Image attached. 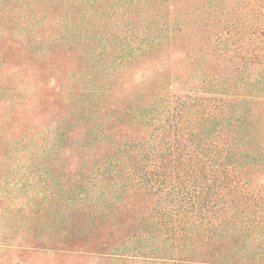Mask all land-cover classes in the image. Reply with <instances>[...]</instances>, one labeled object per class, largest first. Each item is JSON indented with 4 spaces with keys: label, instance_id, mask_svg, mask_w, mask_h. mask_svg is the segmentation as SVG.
Here are the masks:
<instances>
[{
    "label": "trees",
    "instance_id": "16d2710c",
    "mask_svg": "<svg viewBox=\"0 0 264 264\" xmlns=\"http://www.w3.org/2000/svg\"><path fill=\"white\" fill-rule=\"evenodd\" d=\"M38 3L48 14L57 9L56 0ZM257 39L247 44L251 48H236L241 64L234 70L258 69L257 78L233 81L231 57L209 54L214 60L200 65L197 92L177 82L175 89L186 92L169 100L146 99L152 94L131 82L132 69L101 79L81 72L75 84L64 86L58 75L68 63L78 65L83 49L53 47L44 61L23 60L20 43L0 39V70L7 67L34 87L28 108L1 113L4 126L15 131L22 121L53 118V151L71 154L69 161L59 158L58 169L81 207L74 215L75 236L65 243L92 244L93 252L107 257L132 254L146 263L158 259L154 254H182L177 262L161 260L264 264L263 35ZM173 48L171 55L182 51ZM145 54L130 65L138 69L148 59L157 66L162 55ZM64 94L69 109L59 121Z\"/></svg>",
    "mask_w": 264,
    "mask_h": 264
},
{
    "label": "rangeland",
    "instance_id": "374dc122",
    "mask_svg": "<svg viewBox=\"0 0 264 264\" xmlns=\"http://www.w3.org/2000/svg\"><path fill=\"white\" fill-rule=\"evenodd\" d=\"M38 1L0 0V39L20 43L23 60L44 61L53 47L83 49L80 64L68 63L58 75L64 86L75 84L81 72L101 79L132 69L131 82L152 94L146 99L169 100L187 89L196 93L200 65L207 67L214 60L207 59L209 54L224 53L231 57V80L259 75L258 69L253 74L234 71L241 64L235 50L251 48L247 44L260 35L264 40V0H56L57 9L49 14ZM175 44L182 51L171 55ZM156 50L162 54L157 66L148 59L138 69L130 65L142 60L140 53L154 55ZM258 51L262 54L261 48ZM165 60L169 62L161 63ZM161 66L163 71L151 76ZM21 79L7 67L0 70V264H171L161 259L184 258L154 254L158 259L146 263L132 254L128 259L107 257L93 252L98 250L92 244L73 248V243H65L75 236L74 215L81 206L58 169L59 158L69 161L71 154L53 151V118L38 124L22 121L15 131L2 121L1 113L28 108L34 96L32 83ZM49 81L56 83L53 77ZM177 82L186 91L175 89ZM62 100L64 111L55 117L59 121L69 109L66 94Z\"/></svg>",
    "mask_w": 264,
    "mask_h": 264
}]
</instances>
